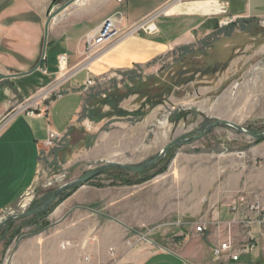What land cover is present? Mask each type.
Listing matches in <instances>:
<instances>
[{
	"label": "rangeland",
	"instance_id": "1",
	"mask_svg": "<svg viewBox=\"0 0 264 264\" xmlns=\"http://www.w3.org/2000/svg\"><path fill=\"white\" fill-rule=\"evenodd\" d=\"M47 2L48 0H3L0 4V16L1 12L7 10L8 13H15L6 17L7 22L12 23L21 16L29 18L36 29H39L41 37L45 20L42 12L44 13ZM165 2L166 5H161L141 18V21H146L145 19L169 5L188 6L192 0ZM218 4L219 8L211 13L210 18L206 15L198 16V20L203 19L204 22L193 31L190 30L192 23L197 21L194 13L201 14L200 12L176 16L177 20H181L183 34L190 32L186 36L191 40L188 44L169 48L147 63L134 64L129 69L113 70L102 77H92L99 80L86 91L82 88L83 84L75 90L67 85L57 88L54 83L37 90L31 96L35 101H42V105L49 100L55 101L50 112L51 123L56 130L69 120L81 102L77 91L84 96L83 103L87 97L92 100L90 93L104 98L103 95L109 91L114 95L118 92L117 99L113 97V101L121 111L138 116L129 121L133 125L132 129L141 126L140 121L144 118L152 120L143 129L145 135L142 146L141 141L133 139L130 145L119 147L120 150L125 149L124 152L120 151L118 155L105 161H78L68 166L62 164L61 156L54 149L62 148L71 139L69 133L64 134L60 146L50 150L45 148L41 152L38 182L32 192L20 197L0 214V220L41 205L58 186L81 178L106 162L142 165L153 159L166 143L177 137L183 136L186 139L197 135L216 119L234 120L253 133H263L264 26L259 24V19L245 22L230 18L219 11L222 2ZM22 5L25 11L28 10L27 13L13 10ZM165 17L161 12L154 18ZM170 17L174 16L171 14ZM225 18H230L231 21L221 24ZM188 24H191L190 28ZM87 26L90 28L92 24L88 23ZM184 28H187L186 31ZM250 68L252 72L260 71L263 74L261 95H256L255 98L253 91L249 89L251 85L240 91L234 83L241 81L242 73L247 74ZM23 96L19 100H25ZM1 100L3 97H0ZM84 105L81 117L88 118L92 123L102 124L99 131L107 132L111 122L127 117L118 116L110 109L109 104L93 108L92 118L85 117ZM167 115L168 124L162 130L158 127L157 120ZM93 136L96 135L87 134L77 138L83 140L82 149L92 145ZM259 139L261 140L255 142L256 139L244 133L220 125L200 139L187 140L168 150L164 159L147 172L124 171L116 178L104 171L81 185H74L77 188L73 192L74 186H71L65 189L64 195L71 194L64 200L56 198L58 202H54V206L50 205V212L48 209L45 216L29 219L36 214L10 220L0 226V264H118L129 255L139 252L147 254L159 248H170L175 243L177 248L186 247L188 253L201 251L202 256L212 264H229L213 260L211 251L205 253V236L219 233V229L223 227L222 218H216L207 212L212 211L209 210L210 197L225 176L226 166L222 154L235 152V156L244 164L247 178L245 186L239 192L251 201L255 195L264 201V184L260 188L255 187L261 180L260 175L261 178L264 177V161L258 157L254 148L255 145H264V137ZM50 180L53 181L52 184L47 185ZM117 180H128V183L121 184ZM28 199L29 205L21 208L20 204ZM243 218L242 215L235 219L237 223H234L235 235L231 234L233 237L249 234L247 228L251 227L252 222L247 226L238 224ZM197 225L205 227L204 232H194ZM229 236L230 229L227 228L220 239L223 241ZM197 239H200L199 243H195ZM232 239L236 246L244 243L243 239ZM184 263L174 258L168 264ZM236 264H264V257L255 256L253 250L242 256Z\"/></svg>",
	"mask_w": 264,
	"mask_h": 264
},
{
	"label": "crops",
	"instance_id": "2",
	"mask_svg": "<svg viewBox=\"0 0 264 264\" xmlns=\"http://www.w3.org/2000/svg\"><path fill=\"white\" fill-rule=\"evenodd\" d=\"M165 1L167 0H122L121 2L78 0L66 7L49 24L44 59L40 67L28 75L0 79V97H3L0 101L2 121L0 124V214L20 197L31 192L37 184L41 163L40 154L45 150L44 141L48 131L62 135L69 133L68 135L71 136L65 146L54 149L61 156L62 164L65 163L68 166L78 161L108 160L118 155L120 151L124 152L125 149L120 150L119 147L130 145L133 139L141 141L142 146L145 135L143 129L152 120L151 118L149 120V117L144 118L140 121L141 126L132 129L133 125L129 123L132 118L126 117L124 120L111 122L109 131H99L102 124H95L88 118L81 117L84 96L77 91L81 96V102L69 120L56 130L51 123L50 112L55 101L49 100L43 105L42 101H35L31 96L37 90L50 83L56 84L57 88L67 85L76 90L87 77L98 78L113 70L129 69L134 64L149 62L169 48L190 43L191 40L186 37L190 32L183 34L181 20H177L176 16L200 12L201 14L194 13L196 14L194 19L197 21L193 22L192 26L188 24L193 31L204 22L203 19L199 21L198 16L206 15L210 18L211 13H215V9L219 8L218 3L222 2V5L227 4L223 14L230 18L245 22L264 19V0H192L188 6L181 4L182 10L174 11L180 7L172 4L145 19L146 21H141V18L161 5H166ZM15 9L20 10L21 13L28 12V10L25 11L24 5L13 10ZM161 12L166 16L164 19L154 18ZM9 14L15 13L14 11L8 13L6 10L1 12L0 16V75L2 76L23 73L31 69L40 58L43 42V37L38 34L39 29H36L29 18L21 16L11 23L5 20ZM171 14L174 17H170ZM108 18L114 21L118 34L111 41L93 50L90 53L91 58L87 57L85 38L94 34L98 25ZM88 23L92 24L90 28L86 27ZM143 23L146 24L139 32L125 35L130 29ZM147 24H149V30H147ZM184 29L186 31L187 28ZM61 56H64L65 62H59ZM80 74H83L82 77L77 79ZM241 77V81L234 82L236 88L239 87L242 91L251 85L249 89L253 91L254 98L256 95H261L263 74L260 71L252 72L250 68L248 73H242ZM22 95L25 100H19ZM33 106H36L37 110L30 115L27 110ZM87 134L96 136H93L92 145L82 149L83 140L77 138ZM137 145L139 147V143ZM254 148L258 157L264 161V145L260 147L255 145ZM234 153L222 154L226 166L225 176L211 194L209 210L212 209V211L207 212L212 213L216 218H222L223 227L219 229V233H210L205 236L203 241L206 247L205 253L207 254L214 244L221 241L220 236L228 228L230 236L243 239L242 242L249 235L254 236L258 242L254 254L264 257V219L244 207L236 211L230 209L237 193L247 181L244 164ZM76 167L80 166H74ZM260 179L262 181L255 185L256 188L264 184V177L261 178L260 175ZM242 215L253 222L251 227L247 228L249 234H238L233 237L234 223H237L235 219ZM199 242L200 239L195 240V243ZM176 246L175 243L170 248H159L147 254L143 252L132 254L118 264H168L174 258L182 260L184 264H212L202 256L201 251L192 254L191 251L189 253L186 251V247L177 248Z\"/></svg>",
	"mask_w": 264,
	"mask_h": 264
},
{
	"label": "built area",
	"instance_id": "3",
	"mask_svg": "<svg viewBox=\"0 0 264 264\" xmlns=\"http://www.w3.org/2000/svg\"><path fill=\"white\" fill-rule=\"evenodd\" d=\"M116 1L121 2L122 0H116ZM226 5H222L219 11L223 13V10ZM105 21H107V23H105ZM229 21H231L230 18H225L223 21H221V24H227ZM145 24L146 23H143L142 25L133 27L128 32H126L125 35H130L135 32H138L141 28H143V25ZM259 24L264 26V19H259ZM148 25L149 24L146 25L147 30H149ZM117 34H118L117 29L112 19L108 18L102 21L100 25L97 27L96 32L85 38L84 45H85V53L87 57L91 58L92 56L90 55V53L93 50L100 48L108 41H111ZM59 62L60 63L65 62L64 56H61L59 58ZM97 80L99 79L87 77L85 81L83 82V86H82L83 90L86 91V90H89L91 87L95 86ZM103 97H105V95H103ZM35 110H37V107L36 108L31 107L30 109L27 110V112L28 114L32 115L35 113ZM157 123L159 124L158 126L159 128H161L162 130L165 129L168 124V115L163 116L160 119H158ZM63 138H64V134L62 135V134H57L53 131H48L47 138L44 141V147L46 149L58 147L60 146L61 140ZM57 179H60V177H58ZM52 182L53 181L50 180L46 184L50 185L52 184ZM29 203H30V199H28L27 201L25 200V202L23 201V203L20 204V207L21 208L27 207ZM240 207H244L249 212L255 213L257 216H261V218L264 219V201L258 198L257 195H255L253 197V200L251 201V199L249 197H246L242 192L237 193L235 200L230 205V209L233 211H236ZM250 222L252 221L244 217L238 224L247 226V224L249 225ZM194 230L196 233H200V232H203V230H205V227L201 225H197L195 226ZM257 243L258 242L256 238L254 236L249 235L243 244L236 246L237 244L234 242L232 237L229 236V237H226L225 240L219 241L211 247V257L213 258V260H216V261L236 263L241 259L242 256L248 255L253 250H255Z\"/></svg>",
	"mask_w": 264,
	"mask_h": 264
},
{
	"label": "water",
	"instance_id": "4",
	"mask_svg": "<svg viewBox=\"0 0 264 264\" xmlns=\"http://www.w3.org/2000/svg\"><path fill=\"white\" fill-rule=\"evenodd\" d=\"M76 0H68L67 3L65 5H63L62 7H60L57 10L52 9L53 4H51L49 6V8L46 11V16H47V20L45 23V34L43 36V42H42V46H41V55L40 58L38 60V62L28 71L23 72V73H17V74H12V75H8V76H2L0 75V79L3 78H7V77H14V76H24V75H28L32 72H34L36 69H38L42 63V60L44 59V51H45V47H46V41H47V28H48V24L50 22V20L54 17H56V14L62 10H64L66 7H68L69 5L75 3ZM105 23H107V21H105ZM228 126L231 127L233 129H235L238 132L244 133L245 135L249 136L252 139H259L264 137V132L263 133H253L251 131H248L246 128H244L243 126H241L240 124L231 121V120H227V119H216L215 121L211 122L210 124H208L203 131L199 132L197 135H193L189 138L183 139L181 137H177L175 139H173L172 141L166 143L161 150L159 151V153L151 160H149L148 162L139 165V166H133V165H129V164H124L121 162H106L105 164H101L95 168H93L89 173H87L85 176L78 178V179H74L71 180L69 182H66L62 185H60L59 187H57L52 194L50 195V197L43 202L41 205L29 209L25 212L22 213H16V214H12V215H8L5 216L4 219L0 220V226H2L3 224H5L6 222L10 221V220H14V219H21V218H28L31 216H34L36 214H39L41 212H43L44 210H46L47 208L50 207V205L56 200V198L58 197V195L60 194V192H62L63 190L74 186V185H81L82 183H85L86 181H88L90 178H92L95 175H98L106 170H111V169H118V170H122L125 172H130V173H144L149 171L153 166H155L156 164H158L162 159L163 156L165 155V153L177 146H180L181 144H183L184 142H186L187 140L189 141H193V140H197L200 139L202 137H204L206 134L209 133V131H211V129H213L216 126Z\"/></svg>",
	"mask_w": 264,
	"mask_h": 264
},
{
	"label": "trees",
	"instance_id": "5",
	"mask_svg": "<svg viewBox=\"0 0 264 264\" xmlns=\"http://www.w3.org/2000/svg\"><path fill=\"white\" fill-rule=\"evenodd\" d=\"M114 93H116V91H114ZM118 93V92H117ZM117 93L114 95L112 92H107L106 94H105V97L104 98H101L100 96H99V94H96V93H90V98L92 99V100H89V97H87L88 98V101H87V98L85 99V105H84V108H85V117H90V118H92L93 117V113H94V110H93V108H95L96 109V107L97 108H101V106L103 105V104H109V106H110V101L109 100H111V102H112V104H111V106H110V109L112 108V111L113 112H115V113H117L118 114V116H121V117H123V116H127V117H131L132 119H134L135 117H138L137 116V114H135V113H132V114H129V113H125L124 111H121V109L117 106V104H116V102H114L113 101V97H115V99H117ZM121 97H119L118 98V102H119V99H120ZM98 111H99V109H98ZM246 129H248V128H246ZM248 131H249V129H248ZM261 139H256L255 140V142H258V141H260ZM168 152V151H167ZM164 159V158H163ZM162 159V160H163ZM124 171H122V170H117V169H115V170H107V171H105V173H107V175L109 174V175H112V176H114V177H116L117 178V175H121L122 173H123ZM117 181H119V182H121V184H126V183H128L127 181L128 180H117ZM112 183H114V182H112ZM97 186H102V185H100V184H97ZM77 188V186H74V188L72 189V191L71 192H73L75 189ZM64 191L65 190H63L62 192H60V194L58 195V199L59 198H61V199H65V198H67L70 194H71V192L70 193H68V194H66V195H64ZM50 196V195H49ZM48 196V197H49ZM48 197L45 199V200H47L48 199ZM58 199H56L54 202H56ZM61 199H59V200H61ZM53 202V203H54ZM58 202V201H57ZM52 203V204H53ZM55 204V203H54ZM54 204L52 205V206H54ZM37 206H39V205H37ZM36 206V207H37ZM33 208V207H32ZM50 208V207H49ZM49 208H47L46 210H44L43 212H41V213H39V214H37L36 216H34V217H31V218H29V219H32V220H35V219H33V218H36V217H38V216H41V217H43V216H45L46 214H47V212H48V209ZM53 207H51V209H52ZM49 212H50V209H49ZM46 225H47V223H46ZM229 264H232V263H229Z\"/></svg>",
	"mask_w": 264,
	"mask_h": 264
},
{
	"label": "flooded vegetation",
	"instance_id": "6",
	"mask_svg": "<svg viewBox=\"0 0 264 264\" xmlns=\"http://www.w3.org/2000/svg\"><path fill=\"white\" fill-rule=\"evenodd\" d=\"M68 0H48V2L46 3L45 7H44V24H43V30H42V37L44 36L45 34V23H46V20H47V16H46V11L47 9L49 8V6L51 4H53V7L52 9L54 10H57L59 9L60 7H62L63 5H65L67 3ZM3 0H0V4H2ZM1 48V46H0ZM1 50V49H0ZM167 153V152H166ZM165 153V155H166ZM165 155L163 156V158L165 157Z\"/></svg>",
	"mask_w": 264,
	"mask_h": 264
},
{
	"label": "bare ground",
	"instance_id": "7",
	"mask_svg": "<svg viewBox=\"0 0 264 264\" xmlns=\"http://www.w3.org/2000/svg\"><path fill=\"white\" fill-rule=\"evenodd\" d=\"M202 5V4H201ZM189 8H191V7H189ZM183 9V6H180V8H178V9H176V10H174V11H177V10H182ZM184 12V11H183ZM45 52V51H44ZM119 76V75H118ZM248 130V129H247ZM182 138H183V136H182ZM59 187V186H58ZM195 232V231H194ZM204 232V231H203ZM201 233V232H200ZM199 234V233H198Z\"/></svg>",
	"mask_w": 264,
	"mask_h": 264
}]
</instances>
